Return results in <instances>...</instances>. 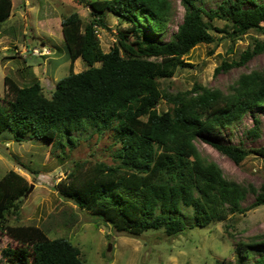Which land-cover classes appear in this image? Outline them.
<instances>
[{
  "label": "trees",
  "instance_id": "1",
  "mask_svg": "<svg viewBox=\"0 0 264 264\" xmlns=\"http://www.w3.org/2000/svg\"><path fill=\"white\" fill-rule=\"evenodd\" d=\"M181 2L183 22L167 42L159 37L170 20L169 0L87 2L91 9L88 23L79 13L62 21L70 73L57 82L51 97L45 95L38 80L20 87L6 78L8 94L0 99V133L10 130L20 143L27 139L48 142L64 154L63 140L68 136L69 143H74L69 135L73 132L113 133L117 146L113 163L95 162L88 167V161L76 162L61 181L59 193L81 210L99 216L116 232L132 237L161 231L168 238H177L195 227H208L264 206V183L257 190L226 178L221 167L195 144L198 140L209 144L238 166L250 156L264 159V142L258 148H246L213 140L216 130L242 121L264 106V72L241 75L228 93L196 83L191 90L173 94L162 83L180 68L193 67L185 58L196 47L213 44V31L233 40L252 31L264 35V3L224 0L206 10L203 0ZM250 3L253 7H246ZM12 8V0H0V32ZM108 14L128 26L118 31L117 45L105 52L98 28L105 26ZM204 17L222 21L223 29ZM262 52L264 41H256L239 61L222 63L216 73L244 66ZM78 60L86 69L75 73ZM163 101L168 110L160 112ZM253 122L247 137L258 139L262 122L259 118ZM30 187L15 171L0 179V234L18 244L11 253L17 264H86L80 248L71 241L51 239L35 226L8 224L9 216L19 215ZM249 192L255 195V202L243 208ZM186 209L192 210L195 219L190 226L184 218ZM226 229L230 238L236 237L230 226ZM260 247H264V235L233 245L246 261ZM256 264H264V253Z\"/></svg>",
  "mask_w": 264,
  "mask_h": 264
},
{
  "label": "rangeland",
  "instance_id": "2",
  "mask_svg": "<svg viewBox=\"0 0 264 264\" xmlns=\"http://www.w3.org/2000/svg\"><path fill=\"white\" fill-rule=\"evenodd\" d=\"M91 1L94 0H12L11 16L0 32V99L8 94L6 78L20 87L38 80L45 95L51 97L57 82L70 73L71 61L63 37L62 21L72 13H79L88 23L91 9L87 2ZM169 1L172 7L170 20L159 37L165 42L177 31L185 15L181 0ZM223 1L203 0L201 5L210 10ZM256 1L264 3V0ZM246 7L253 5L246 4ZM204 20L219 29L224 27L222 21L213 22L206 17ZM127 26L126 21L108 14L105 26L98 28V38L105 52L117 45L118 31L125 30ZM212 34L216 38L213 44L200 45L185 58L193 65L192 68H180L173 78L162 81L169 92L175 94L191 90L200 83L228 93L241 75L264 72L262 52L244 66L216 73L222 63L239 61L242 53L254 47L256 41H264V35L252 31L240 40H233L218 31ZM85 69L82 60L74 65L75 73ZM158 109L167 111L168 105L163 101ZM253 118L262 122V134L258 139L247 137V131L254 126ZM10 132L0 133V179L9 171H15L34 185V189L24 198L19 215L8 217V224L35 226L43 229L51 239L71 241L80 248V257L86 264H256L264 253V247L254 249L246 261L233 248L235 243L264 235V206L208 227H195L177 238H168L161 231H150L141 237L118 233L99 216L81 210L59 193L61 181L68 177L76 162L88 161V167L95 162L113 163L117 150L113 133L98 136L91 130L73 132L69 135L75 141L70 144L67 136L63 140L66 146L62 154L64 150L48 142L27 139L20 143ZM213 140L226 145L242 144L246 148L260 147L264 142V106L245 115L242 121L216 130ZM195 144L205 157L221 167L226 178L257 190L264 183L263 158L250 156L238 166L209 144L200 140ZM254 202L255 195L249 192L242 206L247 208ZM184 213L190 226L195 222L193 212L186 209ZM226 225L230 226L229 231L235 234V238L227 235ZM17 246L8 235L0 234V264L18 263L11 254Z\"/></svg>",
  "mask_w": 264,
  "mask_h": 264
},
{
  "label": "water",
  "instance_id": "3",
  "mask_svg": "<svg viewBox=\"0 0 264 264\" xmlns=\"http://www.w3.org/2000/svg\"><path fill=\"white\" fill-rule=\"evenodd\" d=\"M34 189V185H31L30 189L28 190V192L25 195V198L28 197V195L33 191ZM111 249V246H109V250Z\"/></svg>",
  "mask_w": 264,
  "mask_h": 264
}]
</instances>
